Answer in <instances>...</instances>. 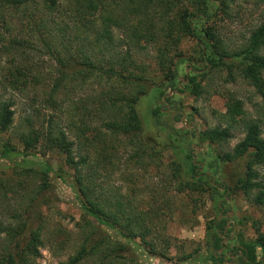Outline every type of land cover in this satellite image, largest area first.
Segmentation results:
<instances>
[{"label": "rangeland", "instance_id": "374dc122", "mask_svg": "<svg viewBox=\"0 0 264 264\" xmlns=\"http://www.w3.org/2000/svg\"><path fill=\"white\" fill-rule=\"evenodd\" d=\"M72 1L59 0L60 8ZM184 4L194 16L193 25L200 35H204L205 27H212L230 50H238L245 45L251 32L264 23V0L238 2L231 8V17L216 12L217 5L205 0L199 4L184 0ZM29 9L30 13L24 14L15 7H0V99L10 103L14 113L11 129L0 134V181L6 186L3 189L6 196L0 192V254L9 243L8 231L18 228L28 218L26 241L19 237L13 240L10 248L16 249L18 243L24 246L30 232L43 227V243L39 247L37 264H61L76 255L83 233H87L89 228V217L81 206L83 198L76 182L78 170L65 163V153L49 150L45 142L31 152H25L19 135L29 128V123L35 127L45 123L47 127L49 122L67 129L66 132L79 133L75 124L80 127L85 113L83 107L87 111L99 109V100L107 82L101 78L88 82L70 81L71 75L63 82L58 94L52 96L54 101L47 102L52 85L61 74V61L70 59L67 51L84 57L92 54L89 51L91 46L86 44L85 29L81 25L75 28L70 23L66 26L69 20L61 23L62 31L50 24L53 26L47 28L52 39L48 43L41 42L36 26L38 17H46L47 13L40 3L39 6L30 5ZM57 15L55 19L60 23L61 16ZM14 37L24 42L16 45L12 42ZM201 49L197 38L189 37L182 42L176 51L182 55L175 58L176 81L174 86H170L166 72L159 68L155 49L151 46L144 50L135 48L134 59L145 68V85L149 88L136 104L141 122L137 135L119 133L117 138L111 136L102 122L106 117L102 114L89 123L93 134L97 132L101 139L110 140L108 144L113 140V146L109 145L104 151L105 157L109 156L106 163L100 159L101 155L97 156L101 153L99 150H83L82 155H88L89 160L86 168H82V182L91 193L94 192L100 200L109 196L114 202L122 201L137 215L156 206L164 207L167 199L170 201L169 209H176L154 215L149 219L153 224L147 223L154 227L146 240L155 245V254L148 253L145 243L139 238L128 239L125 233L111 226L97 225L95 241L108 239L124 245V249L117 252V256H122L118 259L121 264H205L193 260L215 252L209 241V232L214 231L222 218L229 221V230L232 231H227L226 240L221 236L225 247L220 253L228 258L219 263L261 264L264 261L260 248L250 255L249 262L244 255L237 254L234 260L228 256L230 252H236V247L253 242L259 233L264 232V210L255 205L253 195L247 197L236 187L238 179L245 175L246 158L228 163L217 159L218 155L232 152L245 133L240 128L234 129L230 142L222 145L200 139V134L205 131L227 126L223 115L230 96L244 103L247 118L264 122V96L243 80L237 69L230 73L224 66L213 69L207 66L209 52L202 55ZM75 57L79 59V56ZM106 60L99 56L101 63ZM18 67L26 69L29 76L30 84L25 89H19V84L17 88L8 84V70ZM190 76L196 77L201 85L199 95L193 92L192 86L186 88L189 84L186 78ZM131 138L137 139L140 147L133 149L128 146ZM69 139L80 142L84 147L76 136L69 134ZM6 149L12 150L13 154L6 157ZM138 149L141 152L135 158ZM152 150L159 154L153 155ZM191 153L193 162L199 167L198 172L205 175L201 183L204 185L202 191L206 189L207 193H201V190L193 192L188 188L179 193L176 191L177 180L170 185L168 183L177 163L181 165L180 179L184 183L193 181L188 160ZM76 159L80 161V156ZM47 169L51 172L45 177L43 172ZM258 173L264 183V170L258 169ZM211 182L217 189L214 196ZM42 188L40 194L33 192ZM164 192L167 194L163 198ZM97 263L90 258L81 264Z\"/></svg>", "mask_w": 264, "mask_h": 264}, {"label": "trees", "instance_id": "16d2710c", "mask_svg": "<svg viewBox=\"0 0 264 264\" xmlns=\"http://www.w3.org/2000/svg\"><path fill=\"white\" fill-rule=\"evenodd\" d=\"M185 1L199 4L203 0ZM244 1L247 0H205L206 3L216 4V12H221L227 17L232 16L231 8L233 5ZM39 3L44 8V12L47 13L46 17H38L39 23L36 26L40 32L41 42L48 43L52 39V35L48 34L50 33L49 27L56 25L57 29L62 31L61 23L69 20L65 24L66 26H69L70 23L75 28H79L81 25L85 29L86 44L91 46L89 51L92 52V54L82 57L75 55L73 51H67L70 54V59L66 62L61 61L63 64L61 74L54 81L47 102L54 101L52 96L58 94L63 82L69 79L71 75L73 77L70 78V81L88 82L93 78H101L107 82L103 97L99 100V109L87 111V108L83 107L85 113L80 120V129L78 124H75L79 133L75 134L72 130L66 132L67 129H61L49 122L47 127L45 123H41L38 127L29 123V128L19 135V141L25 152H31L41 142H45L49 150L56 149L65 153L67 155L65 163L78 170L76 182L79 183V193L83 198L81 206L89 217V228L87 233H83L84 238L76 255L68 262L61 264H81L90 258L97 261V264H121L118 259L122 256H117V252L124 249V245L119 241H109L108 239L95 241L93 238L96 226L104 224L125 233L128 239L139 238L145 243V250L150 254H155V245L146 240L154 227H150L147 223L153 224L149 219L155 217L154 215H159L167 209L173 210L172 208L169 209V199H167L164 207L156 206L157 208L150 209L147 213L141 212L137 215L122 201L114 202L109 196L100 200L94 192L91 193L82 182V177H84L82 168H86L89 160L88 155H82L83 150L85 148H91L94 151L99 150L101 153L97 156L101 155L102 158L100 159L106 163L109 156L105 157L106 152L104 151L108 150L109 145L113 146V140H111V144H108L110 140L101 139L97 136V132L93 134V129L89 123L94 122L99 114H102L106 116L102 122L111 136L117 138L119 133H134L136 136L141 126L136 104L141 96L148 92L149 88L145 85V74L147 73L145 68L140 67L134 59L135 48L144 50L146 46L153 47L159 68L166 72L170 86H174L176 81L174 71L177 68L175 58L182 56L176 51L182 42L189 37L199 39L202 55L209 52L207 54L209 56L206 58L207 66H211L212 69L224 66L230 73L232 69H237L240 77L254 87L261 96H264V23L251 32L245 45L238 50H230L224 40L212 31V27H205L204 35H200L198 28L193 25L194 16L184 4V0H73L69 5L61 6V8L59 0H0V7H15L19 13L29 14L30 5L39 6ZM57 13L61 16L60 23H57L55 19L58 17ZM50 24L53 25L49 26ZM12 42L21 45L24 41L14 37ZM28 49L26 47V50ZM109 54L110 56L106 60ZM100 55L106 61L101 63L99 61ZM75 56H79V59H76ZM26 72V69L20 67L9 69L8 84L10 87L13 88L19 84V89L27 88L30 80ZM187 78L189 84L186 85V88L192 86L193 92L199 95L201 85L197 83V78L193 76ZM11 106L10 103L0 99V134L8 132L13 125L14 113ZM226 109L223 121L227 126L205 131L200 134V139L202 141L207 140L211 144H227L233 137L234 129L243 130L245 136L234 147L233 151L218 155L217 159L228 163L246 158L245 175L238 179L236 187L247 197L253 195L255 205L264 210V183L260 180L258 173V169L264 170V122L247 118L244 103L236 97L230 96L228 98ZM69 134L73 137L76 136L84 147H81L80 142L75 143L70 140ZM90 134L91 136L88 137ZM127 144L133 149L140 147L137 139L134 138H131ZM102 146L103 149H101ZM140 152L141 150L138 149L135 158ZM11 154L13 153L10 149L4 151L6 157L11 156ZM152 154L159 153L152 150ZM76 156H80V161H77ZM193 159L194 156L191 153L188 160L190 161L189 171L194 177L193 181L184 183L183 179H180L181 176L178 173L181 165L178 163L175 164L172 171L171 180L168 183L170 185L177 180L176 191L179 193H183L186 188L193 192L204 189L201 182L205 175L199 173V167L193 162ZM26 171L30 170L26 169ZM50 172L51 170L47 169L43 172V176L47 177ZM5 187V184L0 181V192H3ZM210 187L212 196L216 195L217 189L212 182ZM42 190L43 188L33 192L40 194ZM11 192L13 191L11 190ZM201 193H207V190L205 189ZM3 194L6 196L4 192ZM166 194L167 192H164L162 197L164 198ZM218 209L221 213V206ZM226 226L227 221L222 218V221L214 227V231L209 232V241L215 248V252L206 257L200 256L193 262L199 260L205 264L209 262L220 264L219 262L225 261V258L219 255L218 250L222 247L221 235L224 234ZM27 230L28 218L24 219L18 228L8 231L10 240H7L9 243L4 246L6 250L0 254V264H37V259L40 256L39 247L43 243V227L32 230L30 238L24 243V246H20L18 243L16 249L10 248L13 240H18L19 237L23 239V242L26 241ZM230 231L232 230L230 229ZM243 246L245 247L244 257L247 260H250V255L256 251V248H260L264 254V232L259 233L253 242L243 243ZM260 263L264 264V261Z\"/></svg>", "mask_w": 264, "mask_h": 264}, {"label": "flooded vegetation", "instance_id": "af4514ba", "mask_svg": "<svg viewBox=\"0 0 264 264\" xmlns=\"http://www.w3.org/2000/svg\"><path fill=\"white\" fill-rule=\"evenodd\" d=\"M186 81H187V83L189 82V80H188V78H186ZM165 100H166V98H165ZM231 225L229 224V221H227V226H226V228L224 229V234L223 235H221V236H223V238H225V240L227 239V231L229 230V227H230ZM225 242V241H224ZM224 242H222V247H221V249L220 250H218V253H219V255L222 257V253H220V251L222 252L223 251V249H224ZM244 252H245V247L244 246H238V247H236V252H230L229 254H228V256L229 257H231L233 260L236 258V255L238 254V255H244ZM232 253H235V255L234 254H232ZM225 259H227L228 257H224ZM248 261V260H247Z\"/></svg>", "mask_w": 264, "mask_h": 264}, {"label": "water", "instance_id": "95a60500", "mask_svg": "<svg viewBox=\"0 0 264 264\" xmlns=\"http://www.w3.org/2000/svg\"><path fill=\"white\" fill-rule=\"evenodd\" d=\"M171 94V93H170ZM183 121L186 122L185 117H183ZM194 125V123H191V126ZM198 135V134H197ZM221 252V251H220Z\"/></svg>", "mask_w": 264, "mask_h": 264}]
</instances>
